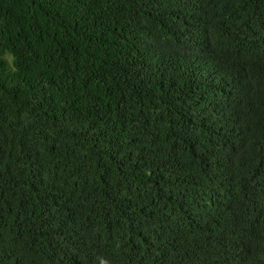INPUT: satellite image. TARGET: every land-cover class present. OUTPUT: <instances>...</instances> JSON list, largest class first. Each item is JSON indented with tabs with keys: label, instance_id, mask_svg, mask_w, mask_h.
Returning <instances> with one entry per match:
<instances>
[{
	"label": "trees",
	"instance_id": "obj_1",
	"mask_svg": "<svg viewBox=\"0 0 264 264\" xmlns=\"http://www.w3.org/2000/svg\"><path fill=\"white\" fill-rule=\"evenodd\" d=\"M101 259L264 264V0H0V264Z\"/></svg>",
	"mask_w": 264,
	"mask_h": 264
},
{
	"label": "clouds",
	"instance_id": "obj_2",
	"mask_svg": "<svg viewBox=\"0 0 264 264\" xmlns=\"http://www.w3.org/2000/svg\"><path fill=\"white\" fill-rule=\"evenodd\" d=\"M4 55L7 58V61H8V64H9L10 68H12V70L14 71L15 70V66H14L13 61H14L15 57L10 52H6V53H4ZM100 264H108V261L104 260V259H101L100 260Z\"/></svg>",
	"mask_w": 264,
	"mask_h": 264
}]
</instances>
